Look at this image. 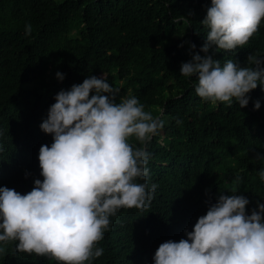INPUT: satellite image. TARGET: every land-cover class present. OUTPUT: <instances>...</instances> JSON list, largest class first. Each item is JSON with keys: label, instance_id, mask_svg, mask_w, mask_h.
<instances>
[{"label": "trees", "instance_id": "1", "mask_svg": "<svg viewBox=\"0 0 264 264\" xmlns=\"http://www.w3.org/2000/svg\"><path fill=\"white\" fill-rule=\"evenodd\" d=\"M210 2L0 0V186L24 194L42 180L38 150L52 137L39 125L56 93L89 75L103 73L119 88L117 102L134 95L153 115L163 113L164 126L146 146L149 183L157 184L153 199L147 208H122L110 217L98 242L103 253L92 264H153L159 244L186 238L184 230L191 231L221 193L244 195L248 214L264 204L258 176L264 160L255 159L264 153V91L259 85L251 90L243 108L213 105L195 94V77L179 73L205 42L201 21ZM249 54L264 56V18L244 46H213L208 53L241 66H250ZM256 100L261 106L253 110ZM16 243L0 244V264H60L18 251Z\"/></svg>", "mask_w": 264, "mask_h": 264}, {"label": "clouds", "instance_id": "2", "mask_svg": "<svg viewBox=\"0 0 264 264\" xmlns=\"http://www.w3.org/2000/svg\"><path fill=\"white\" fill-rule=\"evenodd\" d=\"M262 18L264 0H211L201 21L208 29L205 42L179 68L184 77H195L198 97L243 108L251 90L259 85L264 91V56L249 54L250 66H241L208 55L213 46L234 51L247 44ZM31 31L26 24L25 35ZM189 47L196 49L194 43ZM55 77L63 81L64 74L57 71ZM119 91L102 73L56 93L39 125L52 137L38 150L42 180L35 179L24 194L0 186V244L16 241L18 251L60 264H92L103 253L98 242L110 217L122 208L149 206L157 184L149 183L146 146L165 120L162 112L145 110L134 95L117 102ZM260 106L253 102V110ZM255 159L264 160V153L256 152ZM258 176L264 182V167ZM248 204L244 195L221 193L192 230H184L186 238L159 244L153 264H264V204L257 202L250 214Z\"/></svg>", "mask_w": 264, "mask_h": 264}]
</instances>
